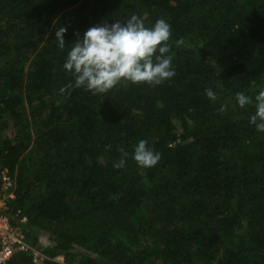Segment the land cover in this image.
I'll return each instance as SVG.
<instances>
[{
	"label": "trees",
	"instance_id": "obj_1",
	"mask_svg": "<svg viewBox=\"0 0 264 264\" xmlns=\"http://www.w3.org/2000/svg\"><path fill=\"white\" fill-rule=\"evenodd\" d=\"M133 14L169 24L175 75L104 94L75 87L71 44ZM260 91L264 0H0L7 213L27 217L46 264H264V133L248 122ZM140 140L159 152L155 166L132 159ZM6 264L35 263L17 252Z\"/></svg>",
	"mask_w": 264,
	"mask_h": 264
},
{
	"label": "clouds",
	"instance_id": "obj_2",
	"mask_svg": "<svg viewBox=\"0 0 264 264\" xmlns=\"http://www.w3.org/2000/svg\"><path fill=\"white\" fill-rule=\"evenodd\" d=\"M65 32L61 27L55 33L59 49L65 48ZM170 37V26L163 19L146 27L133 14L124 22L98 24L89 27L71 44L63 68L74 77L75 87L94 95L107 93L122 83L157 86L175 75L169 55ZM207 95L215 99L213 91L208 90ZM254 101L255 112L248 122L264 133V91L258 92ZM236 102L244 108L251 101L241 92L236 94ZM128 155L122 150V158L113 166L124 168ZM131 156L142 168L153 167L160 160L159 152L145 140L134 145Z\"/></svg>",
	"mask_w": 264,
	"mask_h": 264
},
{
	"label": "built area",
	"instance_id": "obj_3",
	"mask_svg": "<svg viewBox=\"0 0 264 264\" xmlns=\"http://www.w3.org/2000/svg\"><path fill=\"white\" fill-rule=\"evenodd\" d=\"M0 196V264H6L11 256L17 252L32 255L35 264H46L47 257L35 248L27 239L24 225L27 217H10L8 200L14 197L15 181L6 171L1 175Z\"/></svg>",
	"mask_w": 264,
	"mask_h": 264
},
{
	"label": "rangeland",
	"instance_id": "obj_4",
	"mask_svg": "<svg viewBox=\"0 0 264 264\" xmlns=\"http://www.w3.org/2000/svg\"><path fill=\"white\" fill-rule=\"evenodd\" d=\"M25 229H26V225H25Z\"/></svg>",
	"mask_w": 264,
	"mask_h": 264
}]
</instances>
